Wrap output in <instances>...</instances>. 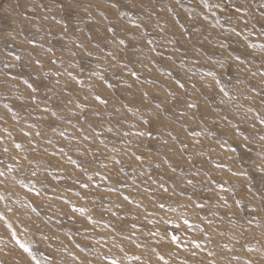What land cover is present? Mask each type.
I'll use <instances>...</instances> for the list:
<instances>
[{"label": "rangeland", "instance_id": "1", "mask_svg": "<svg viewBox=\"0 0 264 264\" xmlns=\"http://www.w3.org/2000/svg\"><path fill=\"white\" fill-rule=\"evenodd\" d=\"M0 264H264V0H0Z\"/></svg>", "mask_w": 264, "mask_h": 264}]
</instances>
